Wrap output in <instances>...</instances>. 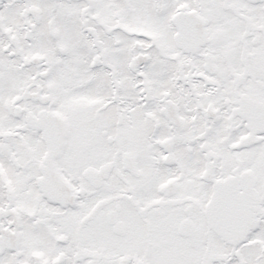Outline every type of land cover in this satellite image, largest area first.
I'll list each match as a JSON object with an SVG mask.
<instances>
[{
    "label": "snow or ice",
    "instance_id": "1",
    "mask_svg": "<svg viewBox=\"0 0 264 264\" xmlns=\"http://www.w3.org/2000/svg\"><path fill=\"white\" fill-rule=\"evenodd\" d=\"M0 264H264V0H0Z\"/></svg>",
    "mask_w": 264,
    "mask_h": 264
}]
</instances>
